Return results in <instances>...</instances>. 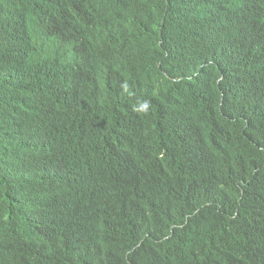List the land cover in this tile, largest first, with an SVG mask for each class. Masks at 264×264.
<instances>
[{
  "label": "trees",
  "instance_id": "1",
  "mask_svg": "<svg viewBox=\"0 0 264 264\" xmlns=\"http://www.w3.org/2000/svg\"><path fill=\"white\" fill-rule=\"evenodd\" d=\"M120 63L138 76L147 71L148 81L143 98L116 105L104 99L112 95L108 82ZM18 65L44 66L46 72L27 77ZM11 66L12 74L0 71V264H28L36 253L50 258L46 264H125L123 255L140 232L136 222L157 229V239L163 226L184 220L162 212L160 194L145 203V213L134 193L114 192L109 200L113 180L97 182L93 168L62 155L30 152L44 150L40 144L16 152L10 127L22 103L13 93L25 85L36 89L37 110L52 124L81 118L85 138L73 145L85 154L91 145L134 150L120 139V116L138 101L147 104L139 118L149 144L174 109L186 110L195 123V155L182 163L171 156L160 165L168 177L179 169L180 175L203 171L223 210L238 209V215L211 246L162 264H195L201 254L211 264H227L218 242L229 241L239 255L264 245V0H0V69ZM59 76L71 81L72 99H65ZM197 145L203 146L199 154ZM100 165L108 167L107 155ZM142 178L148 179L145 188L158 189V173L146 171ZM109 205L118 218L102 212L88 219L92 207ZM193 243L183 241L184 247ZM149 244L157 243L145 240L131 257L159 264L154 253L141 257Z\"/></svg>",
  "mask_w": 264,
  "mask_h": 264
},
{
  "label": "clouds",
  "instance_id": "2",
  "mask_svg": "<svg viewBox=\"0 0 264 264\" xmlns=\"http://www.w3.org/2000/svg\"><path fill=\"white\" fill-rule=\"evenodd\" d=\"M39 45L46 48V50L48 49L45 43ZM40 58L43 62L44 58L42 56ZM66 60H71V48L67 52ZM18 66L21 67L19 70L27 77H32V74L43 76L46 72L44 66ZM15 70V66L0 69L3 76L12 74ZM146 75L147 71H144L138 76L135 68L126 63L116 65L108 82L112 95L104 101L118 105L126 104V101L143 98L145 95L144 82L148 81ZM60 78L65 99H72L75 90L71 85V81L65 76ZM13 94L14 98H18V101L22 103L18 114L14 115L10 127L12 143L17 145L15 147L16 152L40 144L45 147L44 150L30 152L50 154L53 151L52 154L62 155L73 162L93 168L97 173V182L104 183L113 180L116 183L114 189H107L109 200L114 192L120 194L134 193L137 195L138 200L137 209L145 213V203L153 201L156 195L160 194L165 207L162 212L169 214L175 220L183 217L182 223L173 221L168 226H163L161 228L163 234L157 239L152 237V232L157 229H152L148 225H139L136 222L134 228L139 229L140 232L137 242L132 246L133 248H128L123 255L125 264H147L139 263L131 257V251L136 248V245H140L147 239L154 240L157 244H149L145 247L144 254L141 257L145 259L148 258L147 254L154 253L159 264H162L163 259L184 258L187 256L185 253L199 246L209 247L215 243V237L227 234L231 230L232 221L237 217L238 209L232 214L223 210L221 203L213 197V181L205 177L207 175L203 171L192 169L180 175L179 169L175 176L168 177L167 168L160 165L161 161L171 156L182 163L185 159H192V154L195 155L192 149L196 139L195 123L183 108L174 109L170 119L171 122L155 130L158 133L157 137H154V131H152L150 134L151 144H149L150 139L144 132L145 128L140 123L139 118L140 113L147 109V104L144 105L143 101H138L133 105V108L130 106V109L121 113L120 116V139L123 143L131 145L134 150H111L108 145H105L101 151L99 145H91L90 151L94 154H91L90 151L85 154L80 153L73 145L75 139L85 138L86 129L81 122V118L72 117L74 119L69 125L62 124L61 119L58 118L56 124H52L51 120L37 110L42 106L37 105L35 102L37 91L34 87L25 85ZM16 137H19V141ZM197 147L199 154L203 146L197 145ZM139 151L142 153L140 154ZM104 155L108 157V167L106 169H102L100 165ZM122 166L123 170L120 172L119 169ZM152 166L156 168L153 169ZM182 166L183 164H181ZM146 171L151 175L158 173L161 176L160 183L157 184L158 189L150 190L144 187L148 179L142 178V174ZM26 176L29 177L28 172ZM166 184L169 185L161 190ZM40 188V191L36 194L41 195L44 192L43 185H40ZM243 194L244 190H240L238 205ZM155 200H157V197ZM178 201H183V205H179ZM102 212H105L107 217L114 216L118 218L119 215V212L113 209L111 205L106 209L92 207L88 219L94 220L97 213L104 216ZM0 229L5 230L2 227ZM82 232L83 229L76 234L75 240L78 241L81 238ZM10 235H18V230H12ZM188 239H191L194 243L191 246L184 247L183 241ZM218 243L226 251L227 264H264V245L253 246L247 254L239 255L235 245L229 241ZM98 248L100 249L99 258H105L106 254L102 248L99 246ZM49 261H51L50 258H43V255L36 253L35 257L30 258L28 264H46L44 262ZM195 264L211 263L201 254L199 261H196Z\"/></svg>",
  "mask_w": 264,
  "mask_h": 264
},
{
  "label": "bare ground",
  "instance_id": "3",
  "mask_svg": "<svg viewBox=\"0 0 264 264\" xmlns=\"http://www.w3.org/2000/svg\"><path fill=\"white\" fill-rule=\"evenodd\" d=\"M52 153H53V151L50 152V154H52Z\"/></svg>",
  "mask_w": 264,
  "mask_h": 264
}]
</instances>
